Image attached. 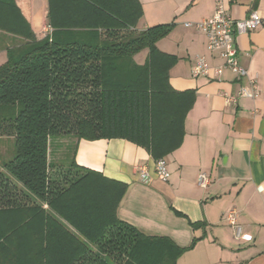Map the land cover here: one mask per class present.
I'll return each mask as SVG.
<instances>
[{
	"label": "trees",
	"instance_id": "trees-1",
	"mask_svg": "<svg viewBox=\"0 0 264 264\" xmlns=\"http://www.w3.org/2000/svg\"><path fill=\"white\" fill-rule=\"evenodd\" d=\"M48 3L52 33L38 40L0 0V29L19 40L0 67V166L21 186L0 168V264H177L187 249L119 219L128 186L75 161L82 140L125 139L156 161L182 145L195 92L173 89L178 59L157 47L175 24L137 31L139 0Z\"/></svg>",
	"mask_w": 264,
	"mask_h": 264
},
{
	"label": "crops",
	"instance_id": "crops-1",
	"mask_svg": "<svg viewBox=\"0 0 264 264\" xmlns=\"http://www.w3.org/2000/svg\"><path fill=\"white\" fill-rule=\"evenodd\" d=\"M139 1L144 15L137 31L175 24L157 47L178 59L170 70L173 89L192 90L196 96L182 145L164 158L170 178L157 179L152 155L119 138L76 142V164L126 184L119 219L145 236L169 238L187 249L177 264H264V26L236 36L238 62L247 76L226 70L221 78L196 79L192 68L198 56H207L212 67L222 62L208 51L205 33L187 24L211 18L217 0ZM221 1L236 20L252 12L264 19V0ZM16 5L38 40L51 35L48 0H16ZM16 38L0 29V54L8 57L7 49L19 42ZM147 57L145 49L135 61L143 65ZM250 81L260 91L256 99L227 102L241 88L248 89ZM141 169L148 172L149 182L142 181ZM202 171L213 178L206 189L197 184ZM230 211L239 214V238L224 219Z\"/></svg>",
	"mask_w": 264,
	"mask_h": 264
},
{
	"label": "built area",
	"instance_id": "built-area-1",
	"mask_svg": "<svg viewBox=\"0 0 264 264\" xmlns=\"http://www.w3.org/2000/svg\"><path fill=\"white\" fill-rule=\"evenodd\" d=\"M188 27H195L197 30L205 33L207 37V49L215 54L222 64L212 67L209 64L207 56H198L195 65L192 68L193 78H213L214 75L221 78L226 70L236 74L239 78L247 76V70L240 66L238 62V51L235 39L237 35L250 33L264 26V19L258 12H252L244 20L234 19L226 10L224 3L217 0L216 10L213 16L201 22L187 24ZM52 33V29L50 28ZM47 37V36H46ZM45 37V38H46ZM260 91L255 81H250L249 88H241L237 97L228 98V103H235L237 98L256 99ZM155 174L157 179L167 182L170 178V172L165 159L157 160L155 163ZM140 176L143 182H149L150 176L144 169L140 170ZM213 183L210 172H200L197 184L201 188H208ZM239 214L236 211H230L225 214L224 219L234 230L236 238H239L242 227L238 222Z\"/></svg>",
	"mask_w": 264,
	"mask_h": 264
},
{
	"label": "rangeland",
	"instance_id": "rangeland-1",
	"mask_svg": "<svg viewBox=\"0 0 264 264\" xmlns=\"http://www.w3.org/2000/svg\"><path fill=\"white\" fill-rule=\"evenodd\" d=\"M8 61V57H7V55H5V54H0V67L2 66V65H4L6 62ZM8 140H3V143L4 144H7V143H5V142H7ZM55 141V143L56 144H58L59 142H63V141H60V139H57V140H54ZM73 138H67L66 140H65V142H63L62 144H66V143H68V144H72L73 143ZM11 147H10V145H8V149L11 151V149H10ZM52 150H54V147H52ZM55 152L58 154V156H54V158H55V160H60V159H64V157L66 156V154H67V150L64 148V147H61V148H59V150H56L55 149ZM69 155H68V158H72L73 157V151L72 152H69L68 153ZM53 158V157H52ZM52 160V159H51ZM62 160H60V161H58V162H56L60 167H61V165H62ZM68 160V159H67ZM62 161V162H61ZM68 165H69V162L65 165V167H68ZM3 172V174H5L6 175V177H8V178H10L11 180H12V183L14 184V185H16V186H18L19 187V189L21 190V186H20V184L16 181V180H14V178H12L8 173H6V171H2ZM1 183L3 182V181H0ZM0 190H1V188H0ZM20 194V193H19ZM1 198H3V194L0 192V199ZM45 208H47V206L45 205L44 206Z\"/></svg>",
	"mask_w": 264,
	"mask_h": 264
}]
</instances>
